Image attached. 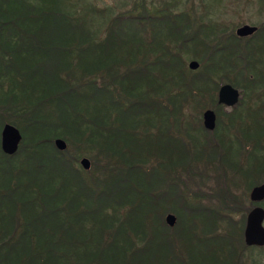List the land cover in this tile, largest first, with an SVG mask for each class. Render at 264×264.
Segmentation results:
<instances>
[{"label": "trees", "instance_id": "1", "mask_svg": "<svg viewBox=\"0 0 264 264\" xmlns=\"http://www.w3.org/2000/svg\"><path fill=\"white\" fill-rule=\"evenodd\" d=\"M93 1L0 0V131L22 135L0 148V264H232L243 220L223 179L264 180V24L240 38L187 0ZM224 83L250 103L220 110Z\"/></svg>", "mask_w": 264, "mask_h": 264}, {"label": "rangeland", "instance_id": "2", "mask_svg": "<svg viewBox=\"0 0 264 264\" xmlns=\"http://www.w3.org/2000/svg\"><path fill=\"white\" fill-rule=\"evenodd\" d=\"M204 1L207 2L208 0H187V3L181 4L182 6L180 5V7L178 9L179 10L185 9L186 11H188V13L191 16H193V17L195 16L196 18L199 16H202L203 14H206V12H208L210 17H206V18L211 19V20H223V22L229 23L228 27L231 30L232 29L235 30L236 28H238L242 25L255 26V27L259 28L260 26H262L264 24V0H221V3H219L220 5H218L216 2H211V4H209L210 3V1H209L207 3V5L209 4L208 8H207V6L206 7L203 6V3H205ZM93 3H95L96 7H98V8H102L105 6L112 8L113 16L117 12L122 11L120 9L122 6H121L119 0H94ZM127 4H128L127 8H129L130 3L127 2ZM205 5H206V3H205ZM248 40H250V42H251V40H254V39L250 38ZM184 56L186 59V65L188 66L189 62L191 61L192 55L185 53ZM234 88H236V87H234ZM259 90L260 89H258V91L256 92V94L254 96H257L259 94ZM217 92L218 91L213 92V94H212L214 99L216 98V100H217V94H218ZM249 100L250 99H248L247 97H240V101L238 103H240L241 101L243 103L240 104L238 106V108H242V106L245 103H250ZM252 104H253V101H252ZM222 106L223 105H220V107H221L220 110L227 113L229 111V108H225L224 106L223 107ZM207 109L213 110L215 112V110L213 108H211L210 106H208L205 110H207ZM205 110H203V112ZM202 113H201V116H202ZM215 114H216V112H215ZM220 119H222V120L225 119L224 114H221ZM221 125H222V123H221ZM214 134L216 135V133H214ZM58 139H60V138H58ZM206 141L210 142L209 139H206ZM73 152L74 151L70 150L69 154L73 153ZM82 158H88L90 160V163H91L90 156L87 157L84 155V156H80L78 164ZM204 162H206V160ZM91 166H92V164H91ZM206 166L208 169L211 168L208 165H206ZM90 168H92V167H90ZM207 168L205 169L204 165L202 163H200L199 171L202 173L203 172L207 173V175L211 176V178H212L215 175V172L210 170V169L208 170ZM89 171H90V169H89ZM250 179L254 180V177L253 178L251 177ZM242 181L243 180H239L238 178L237 179L233 178V176L231 174H227V178L223 179V182L226 183L227 188H228L230 194H232V198H233V200L231 201L230 208L233 207V204L235 205L237 203V201L240 204L239 205L240 210L235 211V209H233V208H231V210H230L231 211L230 217L232 218L234 223L238 222V225H241L240 221L243 220L242 219L243 218L242 212L248 210V208L250 207L249 193H250L251 189L247 190V188L244 187L245 186L244 182H242ZM263 181L264 180H261V181H259V183H262ZM170 214H173V213H170ZM263 253H264V251H263ZM248 254L249 255L252 254V256H255V258H257L256 257L257 255L261 254L262 259L264 261V255H262V252H259V251L256 252L255 251V253H252V251H251ZM246 263L247 262H245L244 264H246Z\"/></svg>", "mask_w": 264, "mask_h": 264}, {"label": "water", "instance_id": "3", "mask_svg": "<svg viewBox=\"0 0 264 264\" xmlns=\"http://www.w3.org/2000/svg\"><path fill=\"white\" fill-rule=\"evenodd\" d=\"M257 31L255 26L242 25L235 30L237 37H248ZM199 64L196 61H190L188 64L189 70H196ZM239 91L230 84L221 85L217 103L232 108L239 101ZM203 126L208 131H213L216 126V115L213 110L207 109L202 115ZM22 140V135L18 128L11 124H4L0 133V148L6 155H13L17 152ZM54 146L59 151H64L67 148L66 143L62 139H55ZM81 168L85 171L90 169L91 163L88 158H82L79 162ZM264 199V183L255 186L250 192V200L259 202ZM264 218V209L255 207L247 216L245 228V241L248 245H264V228L262 221ZM165 222L169 227H173L176 223V217L173 214L165 216Z\"/></svg>", "mask_w": 264, "mask_h": 264}, {"label": "flooded vegetation", "instance_id": "4", "mask_svg": "<svg viewBox=\"0 0 264 264\" xmlns=\"http://www.w3.org/2000/svg\"><path fill=\"white\" fill-rule=\"evenodd\" d=\"M257 91L252 92L250 94V96L251 95L254 96ZM259 94L262 96L264 95V88H261L259 90ZM201 119H202V116H201ZM215 120H216V125H217L218 119H215ZM202 127H204L203 126V120H202ZM214 131L215 130L202 132V133H204V136L206 138H208L210 140V142H212V144L216 143V137H215ZM250 133H251L250 138H252V139L247 140L246 142L244 139H242V137H240V135L236 136L238 138V144H239L238 148L244 149V150L251 149L252 145L254 144L253 129L250 131ZM262 142H264V137H263ZM262 183H264V181ZM262 183H260V184H262ZM260 184H258V185H260ZM258 185H256V186H258ZM253 188H251V190ZM251 190H250V192H251ZM249 200H250V193H249ZM255 207H259V208L264 209V199L259 201V202H253L250 200V207L248 208V210L242 212L243 213V226H242L241 233L238 236L239 238L238 237H237L238 239L236 238L237 241L235 243L236 247H235V254L233 256V263L232 264H244L245 262H247L246 264H264V261L262 259L261 254L257 255L256 256L257 258H255V256H252V254H250V255L248 254L251 251H252V253H255V251L256 252L259 251V252H262V255H264V253H263L264 245H255V244L248 245V244H246V241H245V228H246L247 216L250 213V211L252 209H254ZM262 227L264 228V218L262 221Z\"/></svg>", "mask_w": 264, "mask_h": 264}]
</instances>
